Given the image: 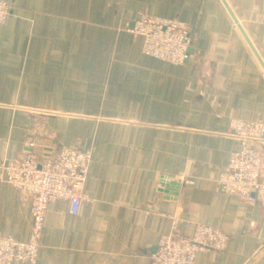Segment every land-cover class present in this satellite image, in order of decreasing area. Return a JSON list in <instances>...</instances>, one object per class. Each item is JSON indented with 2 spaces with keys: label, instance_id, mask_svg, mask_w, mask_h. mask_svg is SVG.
<instances>
[{
  "label": "crops",
  "instance_id": "crops-1",
  "mask_svg": "<svg viewBox=\"0 0 264 264\" xmlns=\"http://www.w3.org/2000/svg\"><path fill=\"white\" fill-rule=\"evenodd\" d=\"M12 4L0 22V169L26 149L91 155L78 211L48 203L34 264H148L173 215L182 234L200 222L228 235L195 264H264V204L217 181L240 145L229 120L264 121V0ZM142 13L185 22L188 63L142 51L127 30ZM30 205L0 181V231L27 240Z\"/></svg>",
  "mask_w": 264,
  "mask_h": 264
},
{
  "label": "built area",
  "instance_id": "built-area-1",
  "mask_svg": "<svg viewBox=\"0 0 264 264\" xmlns=\"http://www.w3.org/2000/svg\"><path fill=\"white\" fill-rule=\"evenodd\" d=\"M12 9V0H0L1 23L8 19ZM127 30L142 36L145 54L177 64H186L191 59L192 37L180 19L142 13L132 19ZM228 127L240 145L218 176L220 189L246 201L264 204V183L260 181L264 170V121L231 118ZM37 129L35 126L32 133ZM27 144L33 146L34 142L29 138ZM90 161L89 150L74 147H63L45 159L26 149L5 161L0 181L31 196L32 228L27 240L0 231V264L36 262L48 203L67 200L70 211L76 213L85 198L83 186ZM227 241L228 235L223 230L200 222L194 223L190 234H182L173 215L171 230L159 236L148 264H195L198 250L224 249Z\"/></svg>",
  "mask_w": 264,
  "mask_h": 264
}]
</instances>
